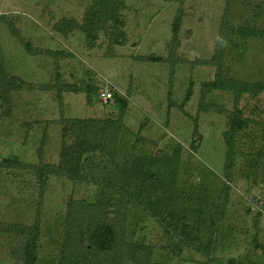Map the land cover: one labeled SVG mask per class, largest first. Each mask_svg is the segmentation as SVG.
I'll use <instances>...</instances> for the list:
<instances>
[{
    "label": "rangeland",
    "instance_id": "obj_1",
    "mask_svg": "<svg viewBox=\"0 0 264 264\" xmlns=\"http://www.w3.org/2000/svg\"><path fill=\"white\" fill-rule=\"evenodd\" d=\"M125 2L127 7L122 17L126 43L115 46V54L109 56L103 33L99 34L94 48H87L80 30L67 34L56 30V24L63 18L81 22L92 0H0L3 73L38 85L55 84L60 75V83L97 89L88 96L63 91L61 105L55 89L11 92V115L2 114L0 106V223L32 224L39 212L41 236L37 264H59L68 203L95 201L96 187L50 175L39 196L37 177L27 165L39 161L58 163L62 140L61 123L57 120L61 108L65 117L116 118L117 109L99 97V92L105 90L127 100L123 115L127 129H123L122 142L132 143L140 138L137 151L119 143L118 163H129L132 152L143 150L161 156L180 145L177 184L195 198L194 204L205 213L216 210L227 183L222 238L208 259L209 264H226L231 257L241 259L249 254L253 259L260 258V250L254 248L252 238L256 233L259 243L264 244V156L256 165L251 159L262 142L244 138L246 148L239 149L233 178L227 182L223 170L226 151L223 132L228 127L226 121L233 96L224 90H213L204 101L208 108H199L201 83L212 80L216 72L214 65L199 61L209 60L214 54L224 20L231 22L233 31L244 27L264 34V0H184L178 48L181 61L172 66L165 61H142L138 57H167L171 23L179 4L173 0ZM7 22L37 50L35 54L24 49L20 39L11 34ZM232 37L223 49V75L238 81L264 82V36L245 38L234 34ZM190 83L192 94L185 99ZM239 106L244 116L263 120L264 92L256 97L244 95ZM258 130L255 128L257 135ZM193 139L197 150L191 147ZM10 157L18 159L22 166L9 167L2 163ZM125 217L127 239L151 246L153 262L207 264V258L192 249L184 248L176 255L170 252V247L163 248L168 242L166 235L140 209L128 206ZM199 239L205 243L207 235L202 233ZM22 251L20 237L0 230V264H22ZM123 264L133 263L126 259Z\"/></svg>",
    "mask_w": 264,
    "mask_h": 264
},
{
    "label": "trees",
    "instance_id": "obj_2",
    "mask_svg": "<svg viewBox=\"0 0 264 264\" xmlns=\"http://www.w3.org/2000/svg\"><path fill=\"white\" fill-rule=\"evenodd\" d=\"M179 4L176 17L171 23L169 52L167 57L155 55L139 56L142 61H165L170 66L181 61L178 48L180 46L179 33L183 19L182 3L184 0H173ZM125 0H92L83 20L63 18L56 24V30L67 34L73 30H80L85 37L87 48H94L98 44L99 34L103 33L107 39V54H115V46L126 43L125 22L122 11L126 9ZM11 34L18 37L24 49L35 54L34 49L11 22H7ZM235 27L224 20L220 24L218 39L214 54L209 60H201L200 64L214 65L215 77L201 83L199 108H208L204 103L207 93L213 90L227 91L233 96V106L226 121L227 129L223 132L226 145L224 160V177L226 181L233 178V168L240 148H246L244 138L259 139L262 144L251 159L256 165L257 160L264 156V119L254 121L243 115V108L239 106V99L244 95L256 97L264 92V82L238 81L223 75L224 63L221 61L223 49L232 35L242 37L264 36L263 32L252 29ZM236 32V33H235ZM3 58L0 54V106L2 114L11 115L10 93L32 91L35 89H55L58 102L62 104L63 91L82 92L88 96L97 92L96 88H82L58 81L52 85H38L30 83L16 76L3 73ZM3 74V76H2ZM185 95L190 97L192 83ZM106 92L100 91L101 93ZM110 93L105 103L116 108L117 117H65L60 110L61 145L58 153V163H44L39 161L27 165L36 175L39 183V196L43 194L50 175L65 176L73 182L84 181L96 187V200H70L66 215L64 236L59 253V264H123L130 260L133 264H159L152 261L153 248L140 243H134L126 237V215L128 206L140 209L151 217L162 229L168 242L163 248L170 247V252L179 255L184 248L192 249L207 258L213 256L220 244L222 234L221 222L224 217L225 204L228 196L227 183L223 187L216 210L205 213L200 206L194 204L195 198L187 195L183 187L177 182L181 166L182 148L176 145L171 153L151 155L141 150L130 154L129 163L120 164L116 157L120 146L129 145L137 151L138 140L123 143V115L127 100L117 93ZM171 106V105H170ZM255 128H259V135ZM195 130V129H194ZM127 131V130H126ZM129 132V131H127ZM256 134V135H255ZM262 146V147H261ZM193 150H197V143L191 141ZM122 149V148H121ZM242 151V150H241ZM121 152V150H120ZM2 163L9 166H22L16 158H4ZM113 214L111 217L109 214ZM39 212L32 224L0 223V230L22 239V264H37L41 236ZM207 235L205 243L200 242V234ZM254 248L260 250L261 257L253 259L251 254L241 259L229 258L226 264H264V244L259 243L255 233L252 238Z\"/></svg>",
    "mask_w": 264,
    "mask_h": 264
},
{
    "label": "built area",
    "instance_id": "obj_3",
    "mask_svg": "<svg viewBox=\"0 0 264 264\" xmlns=\"http://www.w3.org/2000/svg\"><path fill=\"white\" fill-rule=\"evenodd\" d=\"M100 96L103 100H106L108 97H110V93L108 91L102 92Z\"/></svg>",
    "mask_w": 264,
    "mask_h": 264
}]
</instances>
